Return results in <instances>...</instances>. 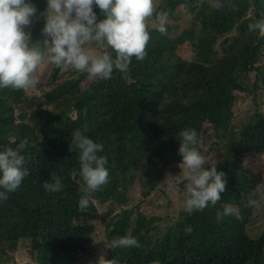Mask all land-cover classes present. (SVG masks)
Wrapping results in <instances>:
<instances>
[{"label": "trees", "instance_id": "obj_1", "mask_svg": "<svg viewBox=\"0 0 264 264\" xmlns=\"http://www.w3.org/2000/svg\"><path fill=\"white\" fill-rule=\"evenodd\" d=\"M31 2L37 16L47 7V0ZM180 8L192 18L189 28L171 38L166 24L167 34L152 38L160 33L156 14L175 20ZM93 10L102 18L98 6ZM32 19V42H42L44 20ZM260 20L264 0H226L219 10L215 0H159L146 22L147 56L133 58L128 71L114 70L111 79L88 80L80 73L60 80L62 71L52 65L37 94L0 89V151L19 148L30 173L0 201V243L28 247L33 264H264V226L254 236L248 228V201L258 198L252 193L264 183V34L248 28ZM184 44L192 46L190 59L178 54ZM240 95L250 96L252 105L238 124ZM84 125L88 137L103 145L97 155L107 157L109 182L81 212L78 152L69 149L72 132ZM184 129L196 130L194 147L205 157L204 167L215 164L226 174V191L215 206L191 214L184 211L183 194L171 214L167 181L182 163ZM245 157L249 167L241 168ZM255 165L262 175L251 172ZM53 177L61 179L62 191H45ZM136 189L164 214L131 206ZM225 204L238 215L217 222ZM124 236L141 247L109 249Z\"/></svg>", "mask_w": 264, "mask_h": 264}, {"label": "clouds", "instance_id": "obj_2", "mask_svg": "<svg viewBox=\"0 0 264 264\" xmlns=\"http://www.w3.org/2000/svg\"><path fill=\"white\" fill-rule=\"evenodd\" d=\"M226 0H215L217 10L225 6ZM98 6L102 18L93 10ZM37 6L31 0H0V89L28 90L37 86L35 76L41 67L53 65L61 71L73 69L86 73L89 79H111L114 70L126 72L133 58L143 61L150 40L147 20L153 17L154 0H47L46 9L37 16ZM43 18L42 42H32L31 33L25 27L32 25V18ZM157 30L167 34L168 13L156 14ZM250 31L264 34V20L248 25ZM93 45L95 47H93ZM111 48L115 55L105 51ZM88 126L75 129L71 134L70 152H78L79 176L82 193L78 209L86 212L93 194L109 182L106 156H98L103 145L94 142L86 134ZM179 165L183 176L185 200L184 211L191 214L215 206L226 191V174L218 171L215 164L204 167L205 157L194 147L198 144L195 129H184L179 133ZM14 142V141H12ZM27 160L19 148L5 147L0 151V201H6L15 192L25 177L30 175L25 166ZM249 160H242L241 168H248ZM45 191L60 192L61 179L43 184ZM249 207L264 205V183L258 185ZM238 215L237 209L225 204L218 211L217 222L225 217ZM191 228L186 229L190 233ZM141 247L131 236L114 239L110 248ZM111 264H117L111 261Z\"/></svg>", "mask_w": 264, "mask_h": 264}, {"label": "rangeland", "instance_id": "obj_3", "mask_svg": "<svg viewBox=\"0 0 264 264\" xmlns=\"http://www.w3.org/2000/svg\"><path fill=\"white\" fill-rule=\"evenodd\" d=\"M158 3L159 0H154V8L157 6ZM176 17L177 18L175 20H168L167 23V25L171 28L169 34L171 38L178 36L181 32L188 29L192 21L191 16L183 8H180L178 10ZM30 28L31 26L25 27L24 31L26 33L30 32ZM161 35L162 34L160 33H154L151 35V37L159 40ZM93 47L95 46L93 45ZM178 54L181 58L190 59L193 56L192 46L188 44H184L180 48ZM51 66L52 65H49L47 67H41L37 70L35 76L38 80V84L37 86L28 89L27 90L28 93L37 94L39 91L45 89L44 82L49 77V70ZM78 74L80 73L76 72L73 69H68L67 71H62L60 75V80L71 78ZM86 79L93 80V79H89L88 76ZM240 97L241 98L238 99L235 105L236 112L234 115L235 118L234 120L238 124L244 123L245 119L250 113V109H251L250 107L252 105L250 96L240 95ZM261 99L264 102V95L261 97ZM260 113L264 115V106H262ZM250 169L251 172L253 171L254 174L262 175L261 172L262 168L260 166L258 165H255L253 167L250 166ZM169 177L170 180L167 181L169 185L167 190H168L169 198L172 202L170 206V212L171 214H173L177 211V206H176L177 200H179L181 195L185 194L183 188L184 185H181V182L183 180L181 169H179L176 174H171ZM262 177L264 182V174ZM133 192L134 193H132V195H130L129 197L130 198L129 203L131 204V206H135L136 209L146 212L147 215L161 216L164 214L163 213L164 211L161 208L155 207L157 203L156 200L153 201H151V199L145 200L144 198H142V196L140 195V191H138L137 189ZM136 209H134V211ZM103 210L104 208L99 209V213L103 212ZM251 212L253 213L252 214L250 213L251 216H250V223L248 228L250 231H252L251 236H254L259 231V229H261L264 226V205H262L260 208L252 207ZM28 250L29 248L26 246H20L14 248L13 245L9 246L0 243V262H4L6 264H11L13 262H15L16 264H33L34 263L33 259L30 258V252ZM84 260L85 259H83V261Z\"/></svg>", "mask_w": 264, "mask_h": 264}]
</instances>
